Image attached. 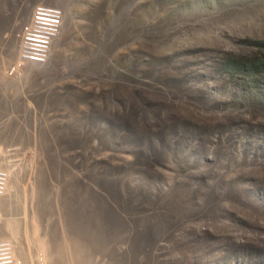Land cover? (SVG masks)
Wrapping results in <instances>:
<instances>
[{
    "label": "rangeland",
    "instance_id": "rangeland-1",
    "mask_svg": "<svg viewBox=\"0 0 264 264\" xmlns=\"http://www.w3.org/2000/svg\"><path fill=\"white\" fill-rule=\"evenodd\" d=\"M0 169L24 264H264V0H0Z\"/></svg>",
    "mask_w": 264,
    "mask_h": 264
},
{
    "label": "built area",
    "instance_id": "built-area-1",
    "mask_svg": "<svg viewBox=\"0 0 264 264\" xmlns=\"http://www.w3.org/2000/svg\"><path fill=\"white\" fill-rule=\"evenodd\" d=\"M64 12L56 5L37 4L23 27L18 43L17 59L22 63H44L50 54L52 44L60 33ZM7 172L0 169V195L7 186ZM0 264H22L15 256L9 240H0Z\"/></svg>",
    "mask_w": 264,
    "mask_h": 264
},
{
    "label": "bare ground",
    "instance_id": "bare-ground-1",
    "mask_svg": "<svg viewBox=\"0 0 264 264\" xmlns=\"http://www.w3.org/2000/svg\"><path fill=\"white\" fill-rule=\"evenodd\" d=\"M8 169H9V171H10V168H8ZM8 173H9V172H8ZM8 184H9V183H8V178H7V186H6V191H7V189H8ZM3 195H4V194H3ZM3 195H2V196H3ZM14 254H15V251H14ZM15 256H17V255H15ZM18 257H19V256H18ZM20 259H21V258H20ZM21 260H22V259H21ZM22 264H24V263H23V260H22Z\"/></svg>",
    "mask_w": 264,
    "mask_h": 264
},
{
    "label": "clouds",
    "instance_id": "clouds-1",
    "mask_svg": "<svg viewBox=\"0 0 264 264\" xmlns=\"http://www.w3.org/2000/svg\"><path fill=\"white\" fill-rule=\"evenodd\" d=\"M32 13V12H31ZM35 64H37V63H35Z\"/></svg>",
    "mask_w": 264,
    "mask_h": 264
}]
</instances>
